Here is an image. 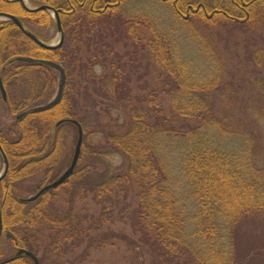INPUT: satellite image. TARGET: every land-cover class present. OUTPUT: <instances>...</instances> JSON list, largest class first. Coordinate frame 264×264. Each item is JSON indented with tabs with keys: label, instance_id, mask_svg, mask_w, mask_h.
<instances>
[{
	"label": "trees",
	"instance_id": "1",
	"mask_svg": "<svg viewBox=\"0 0 264 264\" xmlns=\"http://www.w3.org/2000/svg\"><path fill=\"white\" fill-rule=\"evenodd\" d=\"M225 1L216 0L212 7L207 0H146L149 6L141 9L139 0H30L34 7L48 4L59 11L64 42L56 49L41 47L11 19L0 20V77L7 92L4 98L0 89V122L7 113L22 114L16 116L19 136L0 130L9 163L0 182L7 232L0 236V264H28L29 256L15 255L20 248L37 254V241L46 230L52 245L66 253L79 243L78 234L92 228L89 216L74 209L76 197L92 195L102 222H114V194L130 183L137 186V199L120 220L130 223L137 238L111 231L100 237L98 247L123 240L138 264H264V158L258 155V136L252 125L234 120L225 106L211 101V91L229 85L217 41L197 24L247 33L264 11V0ZM160 2L170 4L171 22L158 15L166 12ZM0 11L17 15L44 41L51 26L57 32L47 9L28 11L19 0H0ZM213 16L222 18L213 22ZM113 36L132 39L153 53L160 81L145 96H132L129 68L134 65L129 67L109 44ZM94 37L107 50L85 59L81 52L97 43ZM20 55L34 60L19 61ZM263 56L259 49L258 69ZM44 60L60 63L67 81L57 105L34 111L50 100L59 81V72ZM99 61L105 67L100 74ZM257 83L264 92V77ZM160 92L169 95L166 105L157 100ZM96 94L108 98L100 101ZM115 115L117 122L111 124ZM73 120L83 129L78 163L94 153L107 168L96 174L76 166L65 182L34 199L17 194L21 180L61 165L65 125H74L78 135ZM117 154L127 162L126 172L117 171L110 159ZM57 190L65 196L61 210L48 206ZM100 219L93 222L95 230ZM63 234L66 240L59 243Z\"/></svg>",
	"mask_w": 264,
	"mask_h": 264
},
{
	"label": "rangeland",
	"instance_id": "2",
	"mask_svg": "<svg viewBox=\"0 0 264 264\" xmlns=\"http://www.w3.org/2000/svg\"><path fill=\"white\" fill-rule=\"evenodd\" d=\"M207 1L209 2V5L215 7L216 0ZM25 2L31 7L34 6L30 0H25ZM225 3H227V0ZM160 4L162 10H165L168 15H166V12H158V15H160V17L162 16L164 21L171 22V12L169 10L170 4L168 3L165 5V3L162 4L161 2ZM137 6H140L141 9H146L149 5H147L146 0H139ZM213 9L214 8L207 11L208 16L212 15ZM220 18L222 17L213 16L212 21L217 22ZM254 19L256 20H253L255 27L247 33L238 31L231 33L227 31L228 29L226 30L220 26L218 27L214 25L216 27L209 28L202 23L197 22V24L204 33L217 41V48L219 49L226 71L224 83L225 85H229L228 87L225 86L220 88L218 91H211L209 97L211 101L219 103L221 106H225V113H228L229 115L231 114L234 120L238 122L243 121L244 123H249V126H253L252 129L258 136V141H256V143L261 149V153H258V155L264 158V92L261 86L257 83V81L260 82L261 78L264 77V56L261 58L262 63L259 65V69L257 68L258 64L255 61V59H257V51L259 49H264L262 40V38H264V11ZM49 35L50 38H48L47 41L55 43L59 33L56 32V29H54L53 26H51ZM225 37H231V39L226 41ZM94 38L97 43H93L90 49L87 48V45L84 46L81 52V56H84L85 59L94 55L96 50H107V48L102 46L101 42L98 41V37ZM108 40V42H110L109 44L112 47L114 46V50L121 54L122 61L130 63L129 67L134 65L132 70L129 68L132 75V81L130 83L132 86V96H145L144 94L148 93L149 89L157 86V82L160 81L159 70L154 55L150 49L141 47L142 44H136L129 38L116 41L115 36H113L109 37ZM250 51L255 52V58L249 57ZM103 68H105L104 64L99 61V64L96 66L97 73H102ZM107 69L110 70V67ZM146 85H149V87ZM234 85L236 86L234 87ZM144 87L146 88L143 89ZM56 90L57 88L51 95V98L55 95ZM96 96L100 101H106L108 98L101 94H96ZM110 97L111 98L109 99H116V96L114 95H111ZM168 99L169 95L163 92H160L157 96V100H160L161 102L163 101L164 105L167 104ZM16 116V114L7 113L2 117L0 122V130L11 133L14 138L21 133V127L16 122ZM115 118L116 115L111 124L117 122ZM105 122L110 123L109 117L105 119ZM64 129L67 134L65 136V149L63 154H61V165L58 166L55 171L43 169L21 180L17 183L18 185L15 188L17 194L19 193L26 198L31 197L44 185L57 179L59 175L67 169L73 158L78 135L77 129L72 124H66ZM83 148L84 147L82 146V149ZM89 150L90 148L88 149L87 147V151ZM120 156L121 155L117 154L115 157L111 156L110 159L114 162L117 171L123 173L126 172L127 162L125 159H121ZM96 157L97 155L94 153H87L85 157L83 155L77 168L86 166L90 171L96 172V174L99 171L106 169L107 166L105 164H101L98 160L96 162ZM128 187L125 190L123 189L114 194L116 195L117 204L114 207L113 213L117 222H102L100 219L101 207L95 202L92 195L84 200H80L78 195L74 203V209L86 213L89 216L91 219V230L87 231L85 229L84 233L78 234L77 237L79 243L71 244L72 246L66 250V253H61L56 249V247L52 245L53 240H51L50 231H44V234H42L37 241L39 247L37 255L40 259H43V264H138L134 250L123 240L116 239L113 243L106 244L103 247L97 246L100 237L104 233H109L111 231L126 233L137 238L130 223L120 220L121 216L129 214V203L135 204L137 199V186L134 183H130ZM54 193L52 197L53 199L48 203V206L53 210H61L65 207L64 193L62 190H57ZM99 219V228L95 230L93 227L95 223L94 221H98ZM88 227L89 226H86V228ZM3 233L7 232L3 229ZM63 240H66L64 234L58 242L62 243ZM72 240L73 239L70 240V243ZM74 240H77V238ZM28 260V264H33L32 260Z\"/></svg>",
	"mask_w": 264,
	"mask_h": 264
},
{
	"label": "water",
	"instance_id": "3",
	"mask_svg": "<svg viewBox=\"0 0 264 264\" xmlns=\"http://www.w3.org/2000/svg\"><path fill=\"white\" fill-rule=\"evenodd\" d=\"M19 1L21 2L23 8H25L28 11H37V10H41V9H47V10L53 12L54 16L56 17L58 33H59L56 42L50 43V42L42 40L38 35H36L34 32H32L28 27H26V25L22 22V20L15 14L0 11V20L11 19L12 21H14L17 24V26L21 29V31L25 35H27L30 39L35 41L41 47H44L46 49H56V48L60 47L64 41V30H63L62 25H61V19H60L59 11L57 9H55L54 7L48 5V4H42L38 7H31V6L26 4L25 0H19ZM17 60H19V61H33L34 58H32L30 56L20 55L17 57ZM44 62L59 71L60 79H59L58 89H57V92L52 99H50L44 105L34 107L33 108L34 111H44V110L50 109V108L54 107L55 105H57L63 97V91H64L66 81H67L66 70L61 64H59L58 62L53 61V60H44ZM0 89H1L2 96L4 98H6L7 92H6V89H5V86L3 84L1 77H0ZM21 116H22V114L18 115V118ZM73 121L75 123H77L78 138H77L73 158L71 160L69 167L56 180H54L53 182H51V183L45 185L43 188H41L38 191V193H36L34 196L31 197V199L38 197L42 192H44L48 189L58 187L63 182H65L70 177V175L73 173V171L77 165V162L79 160V157L81 154L82 143H83V129H82L81 125L78 123V121H76V120H73ZM60 122H62V121H60ZM0 153L2 154V157H3V167L0 171V182H1L6 177L7 172H8V167H9L8 158H7V155L4 151L1 143H0ZM3 229L4 228H3L2 212L0 210V236L3 233ZM8 236H11L10 232L8 233ZM21 254H26L27 256L32 258L34 261V264H39L38 256L34 252H32L26 248H20L15 256H18ZM15 256L8 259L7 261L15 259Z\"/></svg>",
	"mask_w": 264,
	"mask_h": 264
}]
</instances>
